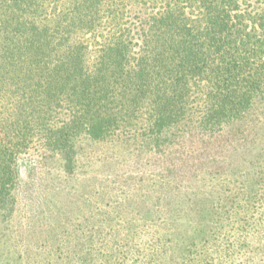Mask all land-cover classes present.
<instances>
[{"label": "trees", "instance_id": "trees-1", "mask_svg": "<svg viewBox=\"0 0 264 264\" xmlns=\"http://www.w3.org/2000/svg\"><path fill=\"white\" fill-rule=\"evenodd\" d=\"M260 99L264 0H0V233L35 143L71 173L80 138L160 150L180 130L244 124ZM261 162L246 172L259 174L242 192L252 205L264 203Z\"/></svg>", "mask_w": 264, "mask_h": 264}, {"label": "rangeland", "instance_id": "rangeland-1", "mask_svg": "<svg viewBox=\"0 0 264 264\" xmlns=\"http://www.w3.org/2000/svg\"><path fill=\"white\" fill-rule=\"evenodd\" d=\"M260 101L242 125L176 130L182 138L160 150L117 135L80 138L71 173L35 143L17 161L0 264H264V203L242 193L259 177L246 174L249 162L264 164ZM239 204L252 208L234 214Z\"/></svg>", "mask_w": 264, "mask_h": 264}]
</instances>
